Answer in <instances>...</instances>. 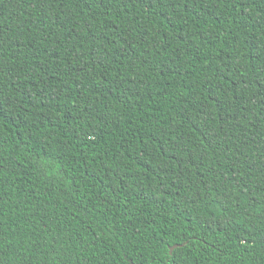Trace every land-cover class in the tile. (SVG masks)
<instances>
[{
    "label": "trees",
    "instance_id": "1",
    "mask_svg": "<svg viewBox=\"0 0 264 264\" xmlns=\"http://www.w3.org/2000/svg\"><path fill=\"white\" fill-rule=\"evenodd\" d=\"M0 264H264V0H0Z\"/></svg>",
    "mask_w": 264,
    "mask_h": 264
},
{
    "label": "water",
    "instance_id": "2",
    "mask_svg": "<svg viewBox=\"0 0 264 264\" xmlns=\"http://www.w3.org/2000/svg\"><path fill=\"white\" fill-rule=\"evenodd\" d=\"M185 243H186V242H184V243H180V244H173V245H171V246L169 247V253H172V251H173L176 247H178V246H183Z\"/></svg>",
    "mask_w": 264,
    "mask_h": 264
}]
</instances>
